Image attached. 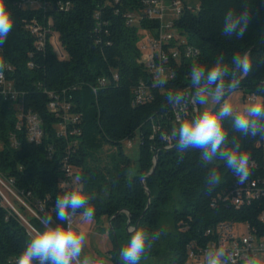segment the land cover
I'll return each mask as SVG.
<instances>
[{
	"label": "trees",
	"instance_id": "16d2710c",
	"mask_svg": "<svg viewBox=\"0 0 264 264\" xmlns=\"http://www.w3.org/2000/svg\"><path fill=\"white\" fill-rule=\"evenodd\" d=\"M17 1L8 0L14 26L0 47V58L13 66L7 78L25 93V107L40 117L43 137L36 144L28 139L25 124L17 128L16 110L0 93V177L6 182L13 180L12 189L36 213H31L18 200L13 201L33 228L42 230L41 221L49 215L55 220L56 197L64 191L59 182L64 175L62 167L66 155L68 162L78 168L77 175L81 177L85 192L94 196L90 200L95 208L93 219L97 222L103 217L108 222L111 220L108 233L112 247L106 252L109 264H122L120 250L130 239L129 223L131 229L144 227L150 233L161 232L160 238L141 259L168 257L170 264H183L186 244L203 236L205 230L219 220L247 218L255 223L257 212L249 211L250 208L236 211L232 206H210L213 197L234 183V173L221 161L205 165L197 149L188 148L183 152L175 146L164 149L158 136L151 139V118L169 132L178 129L180 124L170 121L168 91L185 93L184 89L189 87L192 96L194 89L189 75L192 66L200 64L211 68L220 55L231 68L235 54L250 50L253 68L240 80L238 88L264 97V0H198L197 7L186 10L176 26L187 35L191 45L199 48V54L176 63L175 76L163 86L153 88L151 102L137 107L131 103L132 88L141 79L149 80L147 71L138 63L139 31L153 28L156 22L143 18L139 26H130L123 12L139 9L142 0H120L116 5L107 4L108 0H71L73 7L67 12L48 10L53 14L54 28L60 34L68 59H60L51 46L44 53L35 51L34 37L24 29L23 19L40 10L21 8ZM182 1L186 4V0ZM245 5L251 7V21L243 38L224 36L226 12L236 9L240 13ZM96 10L102 11V18L107 21L100 32H95ZM105 28H108V35L104 33ZM113 70L119 73V80L95 93L92 86L97 84L98 78L110 75ZM66 89H70L72 95L73 112L83 115V133L74 150H69L68 138L57 134L59 119L48 110L50 98L45 92L58 93ZM232 123L231 117L224 120L229 134L225 147L231 148L232 140L238 139L242 150L251 152L255 162L250 178L264 177V139L245 137L234 131ZM11 133L18 138L17 148L11 145ZM97 134L118 149L112 165L95 156ZM137 135L142 140L137 173L128 177L132 160L123 152L122 141ZM153 148L159 149L156 166ZM212 167L220 172L221 183L209 191L206 177ZM152 168L154 171L148 175ZM176 192L179 200L171 207ZM168 213L173 218V226L164 232L162 220ZM29 237L20 217L0 202V264H16Z\"/></svg>",
	"mask_w": 264,
	"mask_h": 264
},
{
	"label": "built area",
	"instance_id": "2783aa9c",
	"mask_svg": "<svg viewBox=\"0 0 264 264\" xmlns=\"http://www.w3.org/2000/svg\"><path fill=\"white\" fill-rule=\"evenodd\" d=\"M174 20L164 26V17L166 11V0H142V7L134 10H126L123 16L126 23L130 26H139L143 18L156 22V26L148 29H140L138 46L140 56L138 63L143 65L148 73L149 80L141 79L132 88V106L137 107L151 102L154 99L153 88L157 74L160 73L167 81L175 76V64L182 59L196 57L200 50L189 43L187 35L176 26L177 20L181 18L186 10H192L194 7L187 6L182 0H171ZM119 4L120 0H108L107 4ZM17 5L21 8H34L40 10L31 17L23 19V26L26 31L34 37V47L36 52L44 53L49 46L60 59H68L69 55L62 45L60 34L54 28L53 14L48 10L55 9L57 11L67 12L73 7L71 0H18ZM119 10L116 11L118 13ZM95 32H100L102 27L107 26V21L102 18V11L96 10L94 13ZM108 28L104 29L105 34ZM99 41V40H97ZM111 45V41L107 42ZM33 56V54H31ZM5 70L3 77L0 78V93L4 100L9 102L16 110L18 124L17 128L21 129L23 124L27 128L28 139L36 144L40 143L43 137L40 117L31 109L25 107V93L18 90L14 82L7 78V72L13 69V66L5 62ZM33 66L32 62H29ZM119 80V73L115 70L110 75L101 76L97 80V84L92 86L96 93L99 89L106 87L111 82ZM75 88V87H74ZM189 87L185 88L188 97L190 93ZM50 100L47 104L48 110L58 119L57 134L69 139V150L79 146L80 136L83 133L82 119L80 112H73L72 95L70 89L62 92H52L45 90ZM249 102H252L257 96L254 93L247 95ZM199 107L190 101L181 106L173 107L170 105V121L173 124H181L189 117L195 115ZM151 139L158 136L161 146L164 149H171L176 144V138L165 129L160 122L153 117ZM128 137L122 141L123 145L133 147L135 145L134 138ZM11 145L15 148L19 146V141L15 133L10 135ZM155 151V148H153ZM159 149L155 151L157 154ZM51 156V154H50ZM68 155L63 159L64 175L60 179L59 186L65 190L66 186L74 182V175L77 174L78 168L68 162ZM0 182L5 185L11 193L21 198L10 186L13 180L8 182L0 177ZM22 199V198H21ZM0 202L6 207L14 211L22 220L29 234L32 232V225L17 210L14 204L7 199L0 189ZM23 204L31 209L24 201ZM220 205L232 206L236 211L250 208L249 211L257 212L255 223L247 218L224 219L208 227L203 236L189 241L186 244V255L183 264H205L206 252L211 247H218L221 244L227 249L228 254L236 260V264H244L247 257L251 255L259 256L264 260V177L249 178L244 185L232 183L227 189L219 192L210 201V206L216 208ZM34 214H36L34 212ZM246 212L242 214L245 216ZM40 217V216H38ZM8 218V217H7ZM41 218V217H40Z\"/></svg>",
	"mask_w": 264,
	"mask_h": 264
},
{
	"label": "clouds",
	"instance_id": "9594fccd",
	"mask_svg": "<svg viewBox=\"0 0 264 264\" xmlns=\"http://www.w3.org/2000/svg\"><path fill=\"white\" fill-rule=\"evenodd\" d=\"M250 8L245 5L240 13L236 9L226 12L222 29L224 36L243 38L251 21ZM13 26L14 16L8 7V0H0V47L5 44ZM231 63L234 67L230 68L224 56L220 55L211 68L194 64L189 74L193 95L188 97L181 91H168L166 100L173 107L185 105L189 101L205 106L203 111L182 122L171 133L177 139L175 147L181 152L188 148L199 150L200 159L205 165L215 161L223 162L234 173L236 184L244 185L252 175L255 162L251 152L242 150L238 139L232 140L231 148L225 147L229 134L224 120L231 117L234 131L245 137L264 139V97L256 96L241 112L234 113L232 104L225 97L239 87L241 79L251 73L253 60L250 50L235 54ZM5 67L4 60L0 58V78L3 77ZM166 82V78L158 73L154 86H163ZM206 182L209 191L221 183V174L216 167L209 170ZM91 199L94 196L85 192L81 177L77 175L74 182L56 197L55 220L49 215L41 221L42 230L32 229L16 264H106L104 259L91 255L81 258L87 234L75 223L74 218L79 216L84 223L93 221L95 208L90 204ZM130 232L129 241L120 250V259L122 264H140L141 257L160 238L161 232L150 233L144 227L132 228ZM205 264H236V260L221 244L207 250ZM244 264H264V260L251 255L245 259Z\"/></svg>",
	"mask_w": 264,
	"mask_h": 264
},
{
	"label": "rangeland",
	"instance_id": "374dc122",
	"mask_svg": "<svg viewBox=\"0 0 264 264\" xmlns=\"http://www.w3.org/2000/svg\"><path fill=\"white\" fill-rule=\"evenodd\" d=\"M186 5L190 7H197L198 6V0H186ZM166 11H165V17L163 20L164 26H167L171 20L175 19V16L173 15L172 10V2L171 0H166L165 3ZM247 92H244L242 89L237 88L235 89L229 96H226L225 99H228L230 103L233 106L234 113L241 112L244 107H246L249 102V98L247 96ZM199 111H203V108L205 106L198 105ZM135 145L133 147H128L126 145H123V152L126 156H128L132 160V165L129 168L127 175L128 177H132L137 173V167H138V156H139V146L140 142L138 138H134ZM97 147L94 149L95 156H98L103 163H108L112 165V158L114 155L117 154L118 149L111 144L109 141H107L101 134H97ZM74 175V180L75 177ZM0 189L4 193V195L7 197L9 201H11L14 204V200H17L21 203H23V200L21 198H18L16 195L10 192V190L3 185L0 182ZM179 200L178 193H174V200L172 202L171 207L173 204H177ZM41 209H44L43 206L40 207ZM29 209V208H28ZM31 213H34L31 209H29ZM168 211L169 208H166ZM79 214V213H77ZM75 223L80 225L87 234V240L84 245L83 252L81 254V258L85 255H91L98 258H102L106 261V264L109 263L108 256L106 255V252L111 249L112 242L109 237L108 233V221L105 217L101 218L98 222L93 219L91 223H84L79 216L75 217ZM173 226V218L171 214H166L162 220V227L164 232H168L172 229ZM141 264H170L168 257H156V256H145L140 261Z\"/></svg>",
	"mask_w": 264,
	"mask_h": 264
},
{
	"label": "water",
	"instance_id": "95a60500",
	"mask_svg": "<svg viewBox=\"0 0 264 264\" xmlns=\"http://www.w3.org/2000/svg\"><path fill=\"white\" fill-rule=\"evenodd\" d=\"M199 112V109H198V111H197V113ZM196 113V114H197ZM155 159H154V166H156V164H157V154H155V157H154ZM154 171V168H152L151 169V171H150V173L148 174V175H150L152 172ZM143 181H144V178H143ZM149 195H150V193H149ZM110 222H111V220L108 222L109 224H110ZM128 229L130 230L131 228H130V223L128 224Z\"/></svg>",
	"mask_w": 264,
	"mask_h": 264
},
{
	"label": "crops",
	"instance_id": "0c3cea01",
	"mask_svg": "<svg viewBox=\"0 0 264 264\" xmlns=\"http://www.w3.org/2000/svg\"><path fill=\"white\" fill-rule=\"evenodd\" d=\"M107 260H109V259H107ZM109 263H110V261H109ZM109 263H108V264H109Z\"/></svg>",
	"mask_w": 264,
	"mask_h": 264
}]
</instances>
